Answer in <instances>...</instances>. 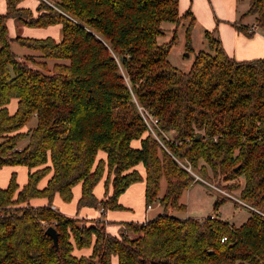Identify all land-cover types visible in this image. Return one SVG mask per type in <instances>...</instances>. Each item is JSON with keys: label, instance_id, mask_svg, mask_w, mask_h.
I'll list each match as a JSON object with an SVG mask.
<instances>
[{"label": "trees", "instance_id": "16d2710c", "mask_svg": "<svg viewBox=\"0 0 264 264\" xmlns=\"http://www.w3.org/2000/svg\"><path fill=\"white\" fill-rule=\"evenodd\" d=\"M22 1L6 0L0 14V168L28 169L23 186L12 173L0 187V264H264V58L237 61L207 32L209 50L195 55L189 71L171 65L176 34L159 43L163 25L189 19L190 50L194 21L189 9L180 15L178 0H40L36 14ZM245 15L264 28V0H248ZM8 19L18 27L60 25L61 38L10 37ZM11 42L38 58L19 57ZM143 115L173 138L157 142ZM139 164L145 207L159 203L162 214L121 223L113 235L102 219L52 208L56 196L70 202L79 185L77 209L124 210L118 197L143 179ZM183 164L224 181L248 209L245 220L235 226L214 215H173L198 181ZM105 168L112 194L98 199ZM50 225L58 249L45 234Z\"/></svg>", "mask_w": 264, "mask_h": 264}, {"label": "rangeland", "instance_id": "374dc122", "mask_svg": "<svg viewBox=\"0 0 264 264\" xmlns=\"http://www.w3.org/2000/svg\"><path fill=\"white\" fill-rule=\"evenodd\" d=\"M24 1V0H23ZM25 4L34 5V2L27 0ZM190 1L187 0L188 4L185 8L180 9V0H178V7L179 13L182 15L186 10H190L193 13L194 21L191 27L190 32V50L186 44V27L189 23V19H184L182 22L176 26L175 24L165 23L163 25L164 34L158 37L159 43H167L172 38L174 32L176 34L175 40L169 50L168 60L171 65L176 67L181 71H189L193 64L195 55L203 50L208 51V43L206 40V33L209 32L212 35L219 37V29L217 27L218 17L216 16L217 7L213 4L212 0H205L206 7L202 8L200 2H196L194 4L195 10L199 12V14H195L194 10L190 8ZM49 3V2H48ZM21 5L19 4V7ZM23 6V5H22ZM248 7V0H241L239 1V11L240 15L238 14L237 19L235 22H230L233 27V23L236 25H240V20L242 19V23H254L253 15H245V11ZM23 8H27L24 6ZM30 12L32 14H36V10L31 8ZM6 12V0H0V14H4ZM255 17V16H254ZM212 22L214 23L213 27L209 29L206 25ZM18 24V23H17ZM7 27L8 33L10 37L19 36H26L27 31L25 32L24 27H18L15 24L13 19L7 20ZM247 28V27H246ZM248 29V28H247ZM264 29V28H263ZM61 35V32H60ZM11 50L18 55L19 57H24L25 55H35L38 58V53L33 52L27 48L20 46L16 42H11L10 44ZM14 104H11V110H14ZM35 124V119L32 120L25 126L24 129L31 127ZM149 130L150 134L157 140V142L161 143L163 140L161 137L166 136V138L171 139L173 138V134H158L159 131L154 129ZM25 141L20 143L22 146ZM138 141H133V146H138ZM162 144V143H161ZM104 158L103 153L99 152L97 159ZM185 162V161H184ZM186 163V162H185ZM183 167H186L188 172H191L192 175L198 179L197 182L192 184L188 189H186L181 197L180 202L184 204V209L182 211H171V213L178 217H196L203 219L209 215H214L220 217L222 219L227 220L230 224L238 226L241 224L245 218L248 216L249 211L246 207L242 205V202L236 198L235 194L229 192L223 187L224 181H217L214 179L204 178L200 176V174H195L191 167L188 165L183 164ZM138 172L140 173L141 177L143 178L141 181L132 183L127 187V189L120 194L118 197V203L125 207L124 210H106V213L101 215L99 212V207L97 209L92 207H82L77 209L76 203L79 197L80 186L76 185L73 188V197L70 202L64 203L58 196L54 198V205L56 209L61 212L62 214L69 216V217H76L79 219H88V220H96L102 219L107 220L108 213H113L115 211H120V213L110 215L112 218L109 221H120L124 222H134L140 223L142 218L145 214V201L143 197L144 191V168L142 164L137 166ZM189 169V170H188ZM27 172L28 169L24 165H15L10 166L6 165L0 168V187H6L12 173H15L16 182L21 187L27 181ZM48 176H45L43 179L40 180L38 186L39 188H43ZM109 179V173L107 168H105L102 179L97 183L96 187L94 188V194L98 199H103L105 195L112 194V185L110 182L106 183ZM162 190L159 196L162 195L163 190L165 188V180H161ZM43 199H33L31 204L33 205H41L44 201ZM216 200H221L222 202L218 205L217 208H214V202ZM42 201V202H41ZM151 209L147 211V217H151L150 219L156 217L159 214L164 212V208L159 203H155L151 205ZM88 215H92L91 217H87ZM109 225H113L112 222H108ZM117 223V222H116ZM52 226V225H50ZM124 230V228H123ZM109 231H111L109 229ZM122 231V229L120 230ZM113 232V231H111Z\"/></svg>", "mask_w": 264, "mask_h": 264}, {"label": "crops", "instance_id": "0c3cea01", "mask_svg": "<svg viewBox=\"0 0 264 264\" xmlns=\"http://www.w3.org/2000/svg\"><path fill=\"white\" fill-rule=\"evenodd\" d=\"M30 1L34 2V5L32 7L31 5L25 4L26 2H28L27 0L22 1L20 5L34 9L36 6V2L35 0H30ZM212 1L218 10L216 12V16L218 17L217 27L219 29L218 38L220 39L225 52L230 57L234 58L237 61L264 58V29L259 27L256 24L254 16H253L254 18L253 24L247 23V22L242 23V19L240 20V18L238 20L241 25L246 26L248 29L252 25L255 26V31L250 32L248 30V34L250 35L228 24L230 22H235L238 14L239 15L241 14L239 11V1L241 0H212ZM196 2H200V5L202 6V8L206 7V3H205V0H191L190 1V8L194 10L195 14H199V12H197L194 7V4ZM187 4H188L187 0H180V9L185 8ZM178 10H179V7H178ZM213 25L214 23L209 22L206 26L209 29H211ZM24 29H25V32L27 31V34H25L26 35L25 37L43 38L46 36H50L54 38L56 41H59V39L61 38V35H60L61 26L60 25L49 26L46 28L24 27ZM13 104L15 108V103ZM79 195H80V192H79ZM143 197H144V191H143ZM42 201H44L43 204H45V200H42ZM53 207L56 208L54 204H53ZM147 211L149 210H147V208L145 207V214L141 222H145L146 220L151 218V217L149 218L147 217V214H146ZM99 213L103 215L106 213V211L104 212L100 211ZM116 213H120V211H115L111 214L109 212L107 216V220H105V229L107 230V232L113 235H119L120 230L121 229L123 230V227H124L121 224L122 222L120 221H109L112 218L110 215L116 214ZM89 216L91 217L92 215H88L87 217ZM108 222H112L113 225L110 226ZM109 229L113 232L109 231ZM84 253L87 254L88 252L86 251Z\"/></svg>", "mask_w": 264, "mask_h": 264}, {"label": "built area", "instance_id": "2783aa9c", "mask_svg": "<svg viewBox=\"0 0 264 264\" xmlns=\"http://www.w3.org/2000/svg\"><path fill=\"white\" fill-rule=\"evenodd\" d=\"M35 1H40V0H35ZM42 1H46V0H42ZM250 32H253V31H255V26H250L249 27V29H248ZM143 118H144V121H145V123H146V125L148 126V129L149 130H151L152 128V125H154L155 124V120H153L151 117H146V116H144L143 115ZM153 130V129H152ZM186 168V167H185ZM189 170V169H188ZM52 208H54L53 206H52ZM147 210H150L151 209V205H148L147 207ZM100 211L101 212H104L103 211V209H100ZM226 238L225 237H223L222 239H221V241H224Z\"/></svg>", "mask_w": 264, "mask_h": 264}, {"label": "water", "instance_id": "95a60500", "mask_svg": "<svg viewBox=\"0 0 264 264\" xmlns=\"http://www.w3.org/2000/svg\"><path fill=\"white\" fill-rule=\"evenodd\" d=\"M236 169H237V167L235 168V170ZM45 234L48 235L49 237H51L54 247L56 249H58V232H57L56 228H54L53 226H48L45 229Z\"/></svg>", "mask_w": 264, "mask_h": 264}]
</instances>
